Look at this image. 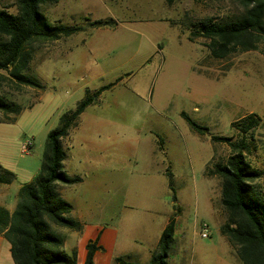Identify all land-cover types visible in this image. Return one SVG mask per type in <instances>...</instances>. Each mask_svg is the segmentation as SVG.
Wrapping results in <instances>:
<instances>
[{"label":"rangeland","instance_id":"1","mask_svg":"<svg viewBox=\"0 0 264 264\" xmlns=\"http://www.w3.org/2000/svg\"><path fill=\"white\" fill-rule=\"evenodd\" d=\"M0 8L16 14V0H0ZM40 9L51 23L82 29L25 46L32 58L24 74L39 89L0 71V96L20 109L0 112V169L13 175L7 188L0 185V205L13 207L20 187L39 173L47 134L90 98L61 139L65 170L81 179L63 194L76 214H104L94 223L128 216L133 237L149 244L167 216L178 217L171 264H242L219 233L226 212L221 180L210 173L232 152L210 137L237 143L241 135L231 124L260 118L243 153L263 173L254 185L264 196V35L255 50L215 59L209 39L191 31L206 18L234 19L243 7L235 0H57ZM181 113L207 132L192 130ZM51 227L59 236L66 230ZM0 264H14L4 238Z\"/></svg>","mask_w":264,"mask_h":264},{"label":"trees","instance_id":"2","mask_svg":"<svg viewBox=\"0 0 264 264\" xmlns=\"http://www.w3.org/2000/svg\"><path fill=\"white\" fill-rule=\"evenodd\" d=\"M165 1L167 4L174 2ZM235 1L243 7L242 15L227 21L206 18L198 22L197 30L191 31L192 36L209 39L207 46L215 59H224L237 48L255 50L258 38L264 35V0ZM56 2L16 0V14L0 8V34L4 36L0 42V71L7 72L10 80L18 85L40 88L37 81L24 74L32 58L30 51L24 50L26 45L38 38L57 40L82 29L81 26L47 20L40 6ZM94 24L101 26L103 23L96 21ZM4 79L0 74V83ZM93 102L90 98L84 100L75 111L60 118L59 126L47 134L39 173L20 187L14 211L9 213L0 207V235L10 245L14 264H76L75 253L69 255L63 250V239L54 233L51 223L74 232L82 230V225L69 216L72 207L58 191L59 185L73 186L81 182L79 177L70 176L64 169L61 139ZM0 112L17 115L20 109L0 96ZM181 116L199 135L207 132L184 113ZM259 121L258 116L249 114L232 123L231 129H237L241 135L237 143L228 137H210L215 143H226L232 152L224 163L215 164L210 173L221 180V204L226 212V222L221 225L220 234L227 239L242 264H264V196L254 185L263 173L252 167L243 153L247 135ZM12 181L13 175L0 169V185H10ZM174 231L175 222L171 220L162 231L158 249L149 264H167ZM98 249L96 242L86 245L84 264H94L93 257ZM115 264L139 263L119 257Z\"/></svg>","mask_w":264,"mask_h":264},{"label":"crops","instance_id":"3","mask_svg":"<svg viewBox=\"0 0 264 264\" xmlns=\"http://www.w3.org/2000/svg\"><path fill=\"white\" fill-rule=\"evenodd\" d=\"M1 186L5 187L8 185ZM66 187L69 186L59 185L58 187L59 194L64 200L65 198L63 194L65 192L64 190ZM16 203L17 199L13 207H4V204L0 205V207L6 209L9 213H12L16 207ZM70 205L72 207V211L69 216L82 225V230L80 232H74L64 228L66 230L60 231V236L63 239V250L67 254H69V250L71 253H75L76 264H84L86 257V245L89 242H96L97 246L99 247L93 257L94 264H115V259L119 257L124 258L125 260L131 263L149 264L152 255L158 249V242L160 236L157 237L153 244H149L144 241L137 242L136 239L133 237L134 225L131 224L130 217H124L123 214H111L112 217L109 216L111 217L110 223H94L92 221L94 218L100 217L99 219H101L102 217H104V214H76L74 205ZM178 219V217L172 218L170 216H167L162 231L171 220H174L175 235L179 223ZM225 222L226 217L223 219L222 223L218 224L219 233L221 225H223ZM223 238L226 239L225 237ZM1 239H3L2 235H0V240ZM170 252L171 251H169L167 264H171L169 260Z\"/></svg>","mask_w":264,"mask_h":264},{"label":"built area","instance_id":"4","mask_svg":"<svg viewBox=\"0 0 264 264\" xmlns=\"http://www.w3.org/2000/svg\"><path fill=\"white\" fill-rule=\"evenodd\" d=\"M200 236L203 239H207L209 236L208 224L204 222L200 225Z\"/></svg>","mask_w":264,"mask_h":264}]
</instances>
